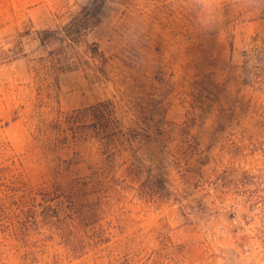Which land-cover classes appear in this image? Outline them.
<instances>
[{"label":"rangeland","instance_id":"374dc122","mask_svg":"<svg viewBox=\"0 0 264 264\" xmlns=\"http://www.w3.org/2000/svg\"><path fill=\"white\" fill-rule=\"evenodd\" d=\"M90 1L0 0V264H264V0Z\"/></svg>","mask_w":264,"mask_h":264},{"label":"trees","instance_id":"16d2710c","mask_svg":"<svg viewBox=\"0 0 264 264\" xmlns=\"http://www.w3.org/2000/svg\"><path fill=\"white\" fill-rule=\"evenodd\" d=\"M93 0H91L87 6L83 8L85 13H88L92 10L94 7L93 5ZM88 24H80L77 23L76 20L71 22L68 26L64 28H58L57 30L53 31H43L40 33L41 35V43L46 44L47 42L51 41H63V40H72V41H77V36L86 29ZM17 184L14 183L13 186H10V190H14L15 192H23L25 195L24 197L28 198L31 203L34 204V208L40 205L38 199L39 197H44V198H54V197H59L60 194H63L67 191H72L74 186L70 185H62L61 183L53 182L52 184L47 185V187L42 188L41 190L35 191V190H30V191H20L19 189L21 187H17ZM76 191V190H75ZM17 195V194H15ZM28 202V201H27ZM69 210V209H68ZM68 219H71L69 216H66V221ZM82 220V219H81ZM73 223H76V220L73 221Z\"/></svg>","mask_w":264,"mask_h":264}]
</instances>
